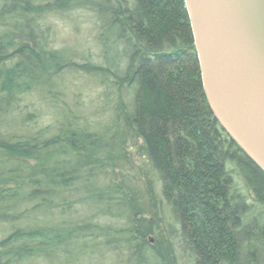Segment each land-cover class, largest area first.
Wrapping results in <instances>:
<instances>
[{
  "label": "trees",
  "instance_id": "obj_1",
  "mask_svg": "<svg viewBox=\"0 0 264 264\" xmlns=\"http://www.w3.org/2000/svg\"><path fill=\"white\" fill-rule=\"evenodd\" d=\"M75 11L95 16L98 64L54 47L50 19ZM74 71L114 92L104 128L61 107L50 124L24 110ZM133 149L150 217L136 189L112 180ZM156 184L187 263L264 264V171L212 111L185 0H2L0 264L94 255L110 235L100 211L125 226L126 264H181L172 233L158 231ZM76 206L97 217L72 221Z\"/></svg>",
  "mask_w": 264,
  "mask_h": 264
},
{
  "label": "water",
  "instance_id": "obj_2",
  "mask_svg": "<svg viewBox=\"0 0 264 264\" xmlns=\"http://www.w3.org/2000/svg\"><path fill=\"white\" fill-rule=\"evenodd\" d=\"M209 104L264 171V0H185Z\"/></svg>",
  "mask_w": 264,
  "mask_h": 264
},
{
  "label": "rangeland",
  "instance_id": "obj_3",
  "mask_svg": "<svg viewBox=\"0 0 264 264\" xmlns=\"http://www.w3.org/2000/svg\"><path fill=\"white\" fill-rule=\"evenodd\" d=\"M1 2L2 0H0V4ZM50 23L53 25V40L56 49L63 50L70 59L79 63L89 61L98 64L101 62L93 13L75 11L68 16L51 18ZM30 102L34 105L26 107L24 110L40 115L44 124L51 123L52 115L59 111V107L70 110L72 115L78 117V121L88 124L93 129L104 128L116 115L115 94L112 89L107 87V81L80 71L68 72L60 82V87L54 89L50 98L42 99L34 96L25 105H29ZM32 118L35 117L32 116ZM121 164L123 168L116 169L115 173L112 174V180L114 182L127 181L136 189L139 192V198L144 209L147 210L146 213L150 217L151 212L153 213L156 209L147 193V181L141 169L144 163L133 149L132 154L128 155V160H123ZM155 192L157 199L160 200L158 214L162 217V222L160 219L156 221L159 224L158 231L163 235L166 234L167 230L172 233L179 262L189 264L181 253L178 226L168 215L165 203L161 200V191L158 184L155 185ZM72 212L74 213L72 221L76 222L89 219L88 217H97V212H88L80 206L73 207ZM102 215L103 213L100 211V225L108 228L110 235L109 237L100 235L98 240L100 243L98 245L99 250L94 255L88 254V256L72 252L67 258L65 256L58 257V260L55 261L56 264H126L128 252L123 240L124 234L120 231L124 230L125 226L120 221L105 219ZM113 230H118L120 233L116 234ZM152 242H155L154 239H152Z\"/></svg>",
  "mask_w": 264,
  "mask_h": 264
}]
</instances>
